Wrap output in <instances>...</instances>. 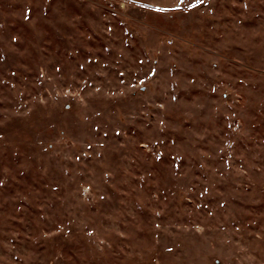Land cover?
<instances>
[{
  "label": "rangeland",
  "instance_id": "obj_1",
  "mask_svg": "<svg viewBox=\"0 0 264 264\" xmlns=\"http://www.w3.org/2000/svg\"><path fill=\"white\" fill-rule=\"evenodd\" d=\"M0 264H264V0H0Z\"/></svg>",
  "mask_w": 264,
  "mask_h": 264
},
{
  "label": "snow or ice",
  "instance_id": "obj_2",
  "mask_svg": "<svg viewBox=\"0 0 264 264\" xmlns=\"http://www.w3.org/2000/svg\"><path fill=\"white\" fill-rule=\"evenodd\" d=\"M156 11H162V9H156Z\"/></svg>",
  "mask_w": 264,
  "mask_h": 264
}]
</instances>
